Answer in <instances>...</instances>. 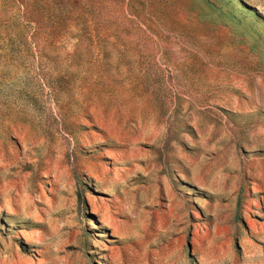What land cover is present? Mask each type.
Listing matches in <instances>:
<instances>
[{
    "label": "rangeland",
    "instance_id": "374dc122",
    "mask_svg": "<svg viewBox=\"0 0 264 264\" xmlns=\"http://www.w3.org/2000/svg\"><path fill=\"white\" fill-rule=\"evenodd\" d=\"M0 264H264V0H0Z\"/></svg>",
    "mask_w": 264,
    "mask_h": 264
}]
</instances>
